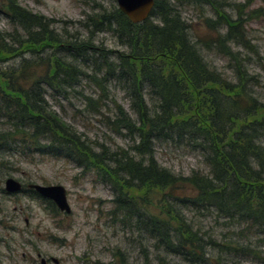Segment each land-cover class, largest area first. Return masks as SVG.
<instances>
[{
    "label": "trees",
    "instance_id": "trees-1",
    "mask_svg": "<svg viewBox=\"0 0 264 264\" xmlns=\"http://www.w3.org/2000/svg\"><path fill=\"white\" fill-rule=\"evenodd\" d=\"M7 1L0 15L12 34L0 32V63L31 58L0 70V163L13 167L18 160L50 158L93 174L112 190L111 218L122 227L134 225L151 243L158 264H168L165 256L183 264L264 263V146L259 143L264 105L248 94V76L238 74L235 85L209 69L169 0H154L140 25L117 8L87 16L91 36L84 40L58 34L55 22ZM206 23L212 31L227 28L216 43L226 57L233 56L224 45L243 42L242 22L218 14L217 21ZM107 32L128 53L118 65L97 56L103 62L97 73L105 69L102 83L91 77L102 92L110 81L122 86L135 117L113 104L115 120L106 118L105 125L131 140L130 147L116 151L85 139L45 99L47 89L62 94L88 77L80 66L96 64L95 54H101L93 52L92 35ZM177 139L193 145L205 173L184 177L160 167L155 144ZM208 219L215 228L202 224ZM112 256L116 264H128L120 249ZM140 264H153L148 250Z\"/></svg>",
    "mask_w": 264,
    "mask_h": 264
},
{
    "label": "rangeland",
    "instance_id": "rangeland-1",
    "mask_svg": "<svg viewBox=\"0 0 264 264\" xmlns=\"http://www.w3.org/2000/svg\"><path fill=\"white\" fill-rule=\"evenodd\" d=\"M16 3L19 8L55 22L53 27L58 34L79 39L91 36L85 28L87 16L117 8L115 0H16ZM6 4L7 0H0V8ZM169 5L189 28L191 42L197 46L209 69L235 85L238 83L236 76L246 74L251 81L248 94L264 105V0H169ZM218 14L232 23L239 20L244 25L243 42L224 45L233 53L230 58L224 54L220 42L216 43L218 36L226 35L227 28L219 25L212 31L206 23V20L217 21ZM0 32L12 34L11 24L1 15ZM18 33L24 35L21 30ZM92 40L93 52L101 54H95L96 64L90 62L80 66L88 77L62 94L47 89L45 99L64 123L91 143L112 151L127 149L131 140L114 133L105 125V119L115 120L113 104H117L135 120L130 99L123 87L112 81L103 84L105 91H100L91 76L101 81L105 73V69L97 73L98 65H103L97 56L105 55L110 63L118 65V58L128 50L109 32L92 35ZM30 58L26 55L0 63V70L17 68ZM145 100L151 104L149 97ZM178 141L155 144V159L160 167L184 177L193 172L205 173L203 160L193 152V145ZM259 143L264 146V136ZM7 179L20 183L22 191L6 193L4 183ZM31 185L64 188L70 215L60 213L37 198L28 190ZM113 197L109 186L99 183L93 174H83L75 164L67 161L35 158L28 163L18 160L13 167L0 163V264H41V259L48 264H55L53 261L56 264H116L112 256L116 248L124 253L128 264L142 263L144 250H148L152 263L158 264L154 261L151 243L134 225L122 227L119 221L111 218ZM202 224L207 230L216 227L211 219ZM165 257L168 264H183ZM239 264L261 263L241 261Z\"/></svg>",
    "mask_w": 264,
    "mask_h": 264
},
{
    "label": "water",
    "instance_id": "water-1",
    "mask_svg": "<svg viewBox=\"0 0 264 264\" xmlns=\"http://www.w3.org/2000/svg\"><path fill=\"white\" fill-rule=\"evenodd\" d=\"M118 10L133 24L140 25L149 17L154 7V0H115ZM4 190L8 194H19L22 191L20 183L7 179ZM28 190L34 192L39 198L51 202L57 211L70 215L71 210L67 203L66 190L60 186L43 187L31 185ZM56 264V261H54ZM41 264H45L44 260Z\"/></svg>",
    "mask_w": 264,
    "mask_h": 264
},
{
    "label": "flooded vegetation",
    "instance_id": "flooded-vegetation-1",
    "mask_svg": "<svg viewBox=\"0 0 264 264\" xmlns=\"http://www.w3.org/2000/svg\"><path fill=\"white\" fill-rule=\"evenodd\" d=\"M38 258H40V256H38ZM42 260H43V259H41V261H42ZM41 261H40V263H41ZM52 261H53V260H52ZM52 261H51V262H52ZM53 262H54V261H53ZM44 263H45V264H48L45 260H44Z\"/></svg>",
    "mask_w": 264,
    "mask_h": 264
}]
</instances>
